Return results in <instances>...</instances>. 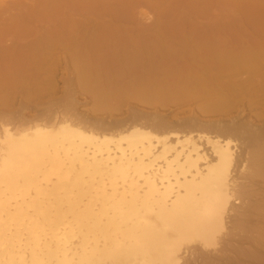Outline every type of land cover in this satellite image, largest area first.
<instances>
[{"label": "bare ground", "instance_id": "6f19581e", "mask_svg": "<svg viewBox=\"0 0 264 264\" xmlns=\"http://www.w3.org/2000/svg\"><path fill=\"white\" fill-rule=\"evenodd\" d=\"M180 1L0 0V264L264 263V0Z\"/></svg>", "mask_w": 264, "mask_h": 264}, {"label": "rangeland", "instance_id": "374dc122", "mask_svg": "<svg viewBox=\"0 0 264 264\" xmlns=\"http://www.w3.org/2000/svg\"><path fill=\"white\" fill-rule=\"evenodd\" d=\"M175 1V2H174ZM178 2H176V0H171V5L173 4V2L175 3V4H177L176 6H175V4H173V9H175L173 12H175L176 11V9L178 8V6H179V4L181 3V1L180 0H177ZM185 1L186 0H184V2L183 3H185ZM219 1H222V0H219ZM225 1H227V0H225ZM225 1L224 2H222L223 4L225 3ZM231 1H233V0H231ZM236 1V0H235ZM235 1H233L232 2V7L231 8H233L234 7V5H233V3L235 2ZM238 1V0H237ZM237 1H236V3H237ZM243 2L244 1H246V0H242ZM180 2V3H179ZM222 4V5H223ZM237 5H239L238 7H239V9H240V3L238 2V4ZM174 6H175V8H174ZM181 6V5H180ZM179 6V7H180ZM225 6V5H224ZM242 6V5H241ZM182 7V6H181ZM234 8H236L237 9V6L236 7H234ZM180 9V8H179ZM178 9V10H179ZM236 9H234V10H236ZM234 10H233V16H234V19H235V16H236V20H237V15L238 14H240L239 12H240V10H244V9H240L239 11H237L236 10V14H235V12H234ZM241 13H244L243 11H241ZM174 14V15H173ZM177 14V13H176ZM175 13H172L170 16L171 17H169V18H171V19H174L175 20V18L177 17H175V15H176ZM246 14V13H245ZM241 15V14H240ZM172 16H174L173 18H172ZM243 16H244V19H245V15L244 14H242V17L241 16H239V17H241V18H238L239 19V22L243 19ZM150 17H152V16H150ZM168 18V19H169ZM246 18H247V16H246ZM241 19V20H240ZM243 19V20H244ZM242 20V21H243ZM242 21L239 23L238 21V23L239 24H241L242 23ZM243 22H246V19L243 21ZM238 24V25H239ZM247 23H243V25H244V28H245V25H246ZM242 25V24H241ZM247 26L248 25H246V28H247ZM65 53V52H64ZM66 53H67V51H66ZM65 53V56H69V55H67ZM69 61V62H68ZM71 60L69 59H67V61H66V63L69 65V67H73V63H71L70 62ZM57 62V61H56ZM61 62V61H60ZM60 62L58 61L57 62V64L59 63L60 64ZM71 64V65H70ZM60 65H63V63L61 62V64ZM65 65V64H64ZM55 67H57V65L55 66ZM69 67H68V69H69ZM72 67L70 68L71 69V71H73L74 69H75V67L72 69ZM58 68V67H57ZM56 68V69H57ZM55 72H53V76L52 77H54V81L51 79V77L49 76V78H50V81L51 82H54V84H53V87H54V89H55V93H54V95H53V97L51 98V99H54V101H55V104H54V106H53V108H52V113H53V115H55L56 117H60L61 115H63V114H66L68 111H66L68 108H70L69 107V104L67 105V106H65L66 105V103H65V101H67L68 99H67V96H68V92H73L72 93V95L74 94L75 96H73L74 97V106L76 107V111L77 112H80L81 113V115L82 114H88L90 117H92V118H96V116L97 117H101V118H106V121L107 122H109V123H111V124H113V123H115V122H118L119 120H121V121H124L125 120V118H126V116H127V111H126V109L124 108H120V109H122V112H124V113H121V114H118L117 112V110L119 109V107L116 105V107L115 106H113V107H108V106H103L102 105V103H100L99 102V100L96 98V96H92V94H90V93H85L84 91H81V88H78V87H80V86H78L79 85V83L77 82V80L75 81V75H74V71H73V74H71L70 76L71 77H73V80L75 81H73V80H71L72 81V83H71V81H70V78H69V75L65 72L64 73V76H66L65 78L66 79H68L69 78V80H66L67 82H68V84H62L59 80V77L58 78H56V75L54 74ZM57 74V73H56ZM65 74H67V75H65ZM74 75V76H73ZM67 76H68V78H67ZM43 80H46L47 81V79H46V76H44V78H43ZM77 82V83H76ZM46 84V83H45ZM75 84V85H74ZM77 84V85H76ZM73 88V89H72ZM76 90V92H74L75 90ZM84 92V93H83ZM80 93V94H79ZM90 94V96H88ZM92 96V97H91ZM72 98V97H71ZM49 99V98H48ZM47 99V100H48ZM97 99V100H96ZM93 100H95V101H93ZM96 101H98V102H96ZM96 104H95V103ZM100 103V104H99ZM93 105H95V106H93ZM100 106V107H99ZM101 107H102V109H101ZM92 109V110H91ZM97 110V111H96ZM100 110H104V111H101L100 112ZM105 111H106V113H105ZM113 111V112H112ZM117 111V112H116ZM110 112V113H109ZM34 114H37V115H40V120L41 121H46L49 117H51L52 115H51V113H49V112H44V111H36ZM51 115V116H50ZM115 120V121H114ZM118 120V121H117ZM113 122V123H112ZM123 123H125V121L123 122ZM116 130V129H115ZM161 161V160H160ZM158 162L160 165H161V163L162 162ZM203 162V161H202ZM201 162V163H202ZM127 183V182H126ZM14 203L15 202H11V204L12 205H14ZM11 209H12V207H11ZM23 233H25V231H22ZM12 233H14V229H13V226L10 228V231H7V235H11ZM9 235V236H10ZM21 239H24V236H22L21 237ZM20 239V240H21ZM15 240V242H16V239H14ZM16 244V243H15ZM23 244V241H21V243H20V245L21 246H23L22 245ZM23 248V247H22ZM249 248H251V247H249ZM251 251L253 252V253H257V251L258 250H255V249H252L251 248ZM256 251V252H255ZM260 254L262 255V256H264L263 254H264V247H263V249H262V251H261V253H259V254H256L257 255V257H256V255H255V257L253 258V259H255V258H257L258 259V261H259V257H261L260 256ZM254 255V254H253ZM262 258V257H261ZM264 258H262V259H260L261 261L263 260ZM256 260V259H255ZM262 262H264V260L262 261ZM264 264V263H263Z\"/></svg>", "mask_w": 264, "mask_h": 264}]
</instances>
